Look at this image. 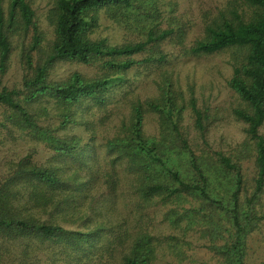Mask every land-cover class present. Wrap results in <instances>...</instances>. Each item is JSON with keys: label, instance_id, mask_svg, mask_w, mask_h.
Listing matches in <instances>:
<instances>
[{"label": "trees", "instance_id": "16d2710c", "mask_svg": "<svg viewBox=\"0 0 264 264\" xmlns=\"http://www.w3.org/2000/svg\"><path fill=\"white\" fill-rule=\"evenodd\" d=\"M163 5L55 0L47 12L50 38L32 0H0V143L25 137L48 152L0 165V264H155L168 245L181 253L191 232L206 240L215 264H247L249 239L264 227V0H233L191 45L178 9L166 13ZM103 19L142 38H96ZM16 48L22 74L10 85ZM171 49L197 56L233 51L228 86L245 103L234 113L247 125L237 153L209 146V110L193 90L187 98L169 73ZM62 63L93 74L54 79ZM141 69L160 73L155 97L142 98L130 81L129 73ZM122 108L104 154L69 132L82 127L93 140L96 125ZM187 108L202 149L184 130ZM149 113L158 116L157 135L146 131ZM247 157L252 177L244 173ZM122 193L127 212L118 209ZM167 205L165 218L178 235L153 229L152 209Z\"/></svg>", "mask_w": 264, "mask_h": 264}, {"label": "rangeland", "instance_id": "374dc122", "mask_svg": "<svg viewBox=\"0 0 264 264\" xmlns=\"http://www.w3.org/2000/svg\"><path fill=\"white\" fill-rule=\"evenodd\" d=\"M42 29L52 38L53 30L47 21V12L53 6L55 0H32ZM163 9L169 13L172 8L178 9V14L187 22L188 34L187 43L191 45L197 39L205 35L206 25L214 20L220 11L229 7L233 0H162ZM6 5V2H4ZM170 4H172L170 6ZM96 38H105L110 44H123L138 41L142 38L138 31L127 29L125 26L113 21L103 19L101 26L94 34ZM187 44V45H188ZM20 48H16L10 71L7 75V82L12 85L21 79V67L19 64ZM233 51L225 50L212 55H181L177 49H171V62L167 65L171 73L178 81V85L188 98L191 90L197 99L199 107L208 108L209 119L205 139L209 146L215 151H221L226 155L237 153L242 149V143L247 139L245 129L246 123L239 120L234 111L244 107L242 99L228 86V80L233 74L232 67ZM79 71L85 75H92L91 67L77 63H62L54 68L52 77L63 79L72 72ZM130 81L133 82L136 92L142 98L155 97L157 92V81L161 80L160 73L155 70H137L129 73ZM120 109L111 115L105 125H96L97 134L91 140L92 134L82 127L69 129L70 133H77L84 138V143L92 144V148L99 153H105L101 146L106 142L108 136L115 132L119 123ZM98 113V112H97ZM100 115V113H98ZM186 135L193 145L198 144L199 149L204 141L200 132L196 129L194 118L190 108L185 110L183 122ZM146 131L148 134L159 133L158 116L149 113L146 116ZM264 133V127L261 129ZM29 152L38 153L37 157L47 156L48 152L41 144L33 143L30 138H20L15 143H0V165L5 159H16ZM251 155V154H249ZM244 162V173L252 177L254 171L253 158L247 157ZM125 186V184H124ZM122 192V190H121ZM126 193V192H125ZM120 195L119 212L126 211L125 202ZM171 205L158 206L152 209L154 217L153 229L159 234L178 235L180 229L174 227L169 219H166V212ZM127 212V211H126ZM71 225V224H70ZM69 226V225H67ZM264 226V225H263ZM199 234L191 232L187 237L188 243L182 245V252H177L172 246H166L160 250L155 264H215V258L203 247L205 239H199ZM264 261V227L252 234L249 239V250L247 264H262Z\"/></svg>", "mask_w": 264, "mask_h": 264}]
</instances>
